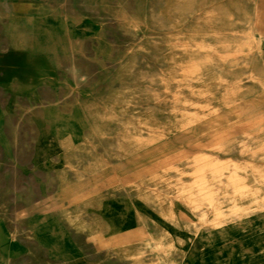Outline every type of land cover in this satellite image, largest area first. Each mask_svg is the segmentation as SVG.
<instances>
[{"label":"rangeland","instance_id":"1","mask_svg":"<svg viewBox=\"0 0 264 264\" xmlns=\"http://www.w3.org/2000/svg\"><path fill=\"white\" fill-rule=\"evenodd\" d=\"M183 1L0 0V264H235L264 257V34L255 30L254 39L244 40L255 5L253 0ZM262 2L256 0V8L263 10ZM200 41L213 48L189 45ZM164 42L171 45L153 46ZM138 49L158 56L152 75L159 71L167 79L153 82L158 111L148 117L152 127L128 113L124 96L112 95L92 110L93 132L84 144L57 149L40 128L48 153L38 159L23 154L13 120L19 109L41 99L43 87L71 89L74 51L88 64L113 62L112 80L128 85L123 61ZM193 54L200 61H192ZM192 63L198 69L187 75ZM50 104H44V116L52 123ZM144 134L148 142L151 136L174 137L173 156L160 152L153 180L119 178L117 167L108 176L105 152L113 149L116 158L119 144L133 149ZM218 160L237 168L196 172ZM92 173L103 174L101 182H93L96 188L70 200L58 194ZM200 176L203 187L197 184ZM230 176L237 177L233 185L226 183ZM54 181L58 192L50 191ZM130 187L137 188L136 197L114 195ZM175 199L186 217L175 215ZM134 201L137 214L119 211ZM234 205L252 207L250 216L261 221L249 227L229 217L228 228L217 226ZM120 213L129 220L121 223ZM133 230L161 241H122ZM193 237L199 246L188 253Z\"/></svg>","mask_w":264,"mask_h":264},{"label":"bare ground","instance_id":"2","mask_svg":"<svg viewBox=\"0 0 264 264\" xmlns=\"http://www.w3.org/2000/svg\"><path fill=\"white\" fill-rule=\"evenodd\" d=\"M255 1L256 0H253V3L255 5V7H253V15L251 18H249L247 20V24H248L249 29H251V33L249 35H245V38H244L245 42H248L250 39H254L253 31H255V30H257L261 34H264V9L260 10V9L256 8ZM261 1H264V0H261ZM131 2L133 3V1H131ZM182 3H183V5H185V4L189 5V4L194 3V0L193 1L192 0H184ZM132 5H134V4H132ZM155 17H156L155 14H152L151 18H155ZM151 26L153 28H158V26L155 25L154 23L151 24ZM165 28H167V27H165ZM263 41L264 40H260V42H263ZM169 45H171V44L166 43V42L159 44V45L153 43V46L155 48H167ZM177 45L180 46V44H177ZM189 45L192 47L203 46V47H206L210 50L213 48V45L211 44V42L209 43L207 41H200L198 43L197 42L196 43L190 42ZM182 46H185V45H182ZM136 51H138V52L131 54L128 58H126L123 61V65L126 68H128L127 74L130 77L131 83L128 85H125L126 84L125 82H121V87L116 88L112 93L114 95V97H118V96L123 97L124 96L125 99L130 103L131 108H132V112H134V114H138L139 109H142L140 106L142 103H144L147 100L149 101L150 94H151V90H150L151 83L152 82H154V83L161 82V84H163L167 81V79H165L164 74L160 73L159 71H155L154 74L152 75L151 64L153 61H156L157 59H159L157 55L152 56L151 54H144V53H141L142 50H139V49ZM191 59H192V61H200L199 57L194 56V54L191 56ZM202 59L204 61L209 62L211 60V57H210V55H205ZM107 65L112 66V65H114V63L108 62ZM198 66L199 65L196 63L190 64V66H188V68H187L188 72L186 74L187 75L194 74L197 71ZM113 67H115V66H113ZM155 70H156V68H155ZM101 73H102V70L99 69L97 67V65L94 63L88 64L87 61L85 60L84 56L79 54V51L73 52V58H72L71 64L69 65L68 74H69V79H70V81L74 87H78L82 82L89 81L91 79V77L92 78L97 77ZM248 76L250 77L251 75H247L246 77H248ZM123 91H125V92H123ZM155 95L158 96V93H155ZM155 99H158V98H155ZM0 100H3V99L0 98ZM74 100H75V97L71 91L68 92L67 97H64L61 94L55 95L53 89H50V90L48 89L44 93L41 92V99L39 101H37L34 105H28L27 104L24 107H22L21 109H19V112L15 116L13 122L18 127V130H19V133L21 136L20 138L23 139V143H24L23 154H28L30 156H33L35 159H38L39 157L43 158L48 153V147H50V146H48V144H51V142H55L57 140V138L59 137V135H62L63 130H61V128L59 126L56 127V131H55L51 127L50 122L46 121L47 117L44 116V110H45L44 104H47V103L50 104L51 102H55L59 108H69L71 106V104L74 102ZM23 103H25V101ZM150 112L151 111L149 110L148 117L151 116ZM152 113H154V111H152ZM45 115H47V114H45ZM148 117L146 116L143 119V121L141 122L145 126L150 125V123L148 121ZM37 119H40L42 121V128H43L42 132H43L45 139L48 140L47 145L44 144V142L41 141V139H40V134L42 132H40V129L37 125ZM229 168L232 169V171H235L237 166L233 165L232 163L228 164V165H224L221 163V161L218 160V161H212L208 165L207 164L206 165H200L197 168L196 172L202 175V173L206 169H209L213 173H220L221 171H223L225 169H229ZM32 175H33V173H32ZM102 176H103V174H101V173L86 174L85 176H83L82 181L77 182L73 186H70L69 189L62 191L58 194L60 196H62V198H65L68 200L79 198V194L83 193V191H85V189L96 188V185L93 184V182H101L103 180ZM37 177H39V175H37ZM236 178L237 177L230 176L228 178V181L226 182L227 185H233ZM199 179H200V181L197 184H198V186L203 187L204 186L203 176H200ZM33 183H34L35 187H37L39 189V187L37 186L38 184L35 181ZM51 186H52L51 190H50L51 192H58L57 181H54V183H52ZM36 202H38V201H36ZM207 203L212 204V200L208 199ZM19 205L22 206L21 204H19ZM171 205H172V209H173L175 215L178 218H181L183 216L186 217L178 199H175L174 202L171 203ZM17 208H19V206H15L14 210L17 211ZM246 209H248V211ZM251 210H252V207L245 208V207H241L238 205H234L231 208V211H229L227 214H224L222 219L217 221L216 225L222 226V228H228L229 227L228 226L229 220L227 218H229V217L237 218L238 217L239 220H241L243 223L247 224V226L255 227L256 224L261 221V218L258 215L250 216V214L252 213V212H250ZM16 214H17V212H16ZM245 216H248V218H245ZM117 218L120 221H122L121 223H125L129 220L128 215L121 214V213L117 215ZM226 226H228V227H226ZM130 238L135 239V240L146 239L147 243H151L152 241H157V242L161 241L159 238L152 237L149 234L145 233V231H143V230H133L131 232L128 231V234L125 233V235L123 236L122 241H129V240H131ZM158 243H160V242H158ZM161 245L163 246V244H161ZM198 246H199V238L193 237L189 243L188 253L193 252L196 248H198ZM111 259H114V258H111ZM191 261H192V259H191ZM173 264H176V263L173 261ZM235 264H264V257L258 258V259L250 258L248 260L240 261V262H237Z\"/></svg>","mask_w":264,"mask_h":264},{"label":"crops","instance_id":"3","mask_svg":"<svg viewBox=\"0 0 264 264\" xmlns=\"http://www.w3.org/2000/svg\"><path fill=\"white\" fill-rule=\"evenodd\" d=\"M262 3L264 4V2ZM108 62H92L102 70L101 75L98 76V80L89 82L91 80L90 79L89 81L82 82L78 87H74L70 81V86H72L70 87L71 89H68L67 87L54 89L55 95L61 94L62 96L66 97L68 95V92L71 91L75 97L74 102L69 108H59L57 104H55V102L54 104H52L51 102V104L49 105L50 108H55V120L50 123L51 127L55 131L57 126H59L61 130H63L62 135H59L56 140L57 149H59L61 145H66L67 143L71 144L72 146H79L81 144H84V141H86L87 138L90 137L89 135H91L93 132L92 116L94 115V113L92 112V110H99L100 108H102L104 106L106 98H108L109 96L112 97L113 91L116 88L121 87V84L117 80H112L113 76H110V66L107 65ZM117 85L118 87H116ZM48 88L51 87H43L41 92L44 93L46 90H48ZM150 90V99L149 101L147 100L140 105L143 110L139 109L138 114H134V112H132L130 103L128 106H125L126 110H128V113L136 117H141L140 122H142L146 116L148 117L149 110L151 111V116H156L158 111V104L156 103L158 100L155 99L158 98V96H156L157 94L155 95V93H158V90L157 88H154L153 82L151 83ZM152 111H154V113H152ZM149 123L150 127H152L153 125L151 124V122ZM38 127L40 129L42 128V125L38 123ZM173 138V136L169 135L161 139H156L151 136V142H148L146 141V139L148 140L149 137L144 134V136L140 135V139L142 140H138L139 142L135 140L133 149L130 147V149L128 147L126 148L125 143L124 146L123 144H119L117 152L118 157L114 158V155L116 153L113 149L108 152L110 153V155L105 152V155L109 157L110 161L106 163L104 171H106L109 176L110 174L115 173V167H117L120 176H122H119V178L133 181H140L143 178L145 180H153L152 168L161 156L160 152L167 158L173 156ZM137 143L139 144L137 145ZM148 176L151 177L148 178ZM135 189L137 188H125L119 190V192L114 195L129 198L136 197L137 195L133 193ZM138 208V202L134 201L133 203L127 204V206L121 205L119 211L123 213L129 212L135 215L139 211ZM136 223L141 222L136 221Z\"/></svg>","mask_w":264,"mask_h":264}]
</instances>
